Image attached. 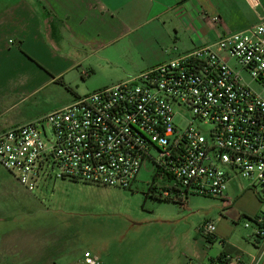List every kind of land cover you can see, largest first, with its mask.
Returning a JSON list of instances; mask_svg holds the SVG:
<instances>
[{
    "label": "built area",
    "instance_id": "1",
    "mask_svg": "<svg viewBox=\"0 0 264 264\" xmlns=\"http://www.w3.org/2000/svg\"><path fill=\"white\" fill-rule=\"evenodd\" d=\"M215 45L226 58L209 47L181 53L0 132V165L29 192L51 178L125 189L148 159L161 199H224L233 176L264 198V97L244 79L264 91V17ZM252 225L264 250V214L244 222ZM215 231L212 220L198 228ZM81 262L99 264L89 251Z\"/></svg>",
    "mask_w": 264,
    "mask_h": 264
},
{
    "label": "crops",
    "instance_id": "2",
    "mask_svg": "<svg viewBox=\"0 0 264 264\" xmlns=\"http://www.w3.org/2000/svg\"><path fill=\"white\" fill-rule=\"evenodd\" d=\"M263 17L264 0H0V132L46 115L30 116L37 96L64 93L62 108L181 53L209 47L226 58L216 41ZM100 72L108 75L106 83L90 86ZM0 171L1 204L23 186ZM250 185L229 179L225 198L218 199L222 214L215 216L214 238L198 232L183 264H217L221 253L230 254L228 264H264L254 225L246 238L237 234L241 218L264 214V198Z\"/></svg>",
    "mask_w": 264,
    "mask_h": 264
},
{
    "label": "rangeland",
    "instance_id": "3",
    "mask_svg": "<svg viewBox=\"0 0 264 264\" xmlns=\"http://www.w3.org/2000/svg\"><path fill=\"white\" fill-rule=\"evenodd\" d=\"M107 79L100 72L89 85ZM244 79L264 97L258 83ZM58 102L63 104L56 109L66 102L64 93L37 96L30 116L46 114ZM156 173L147 159L125 189L53 178L33 192L18 187L0 204V264H82L86 250L99 264L186 263V245L200 235V225L222 214L221 201L201 195H189L184 206L159 200L148 192L153 181L165 185ZM245 221L237 225L239 237L251 230Z\"/></svg>",
    "mask_w": 264,
    "mask_h": 264
},
{
    "label": "trees",
    "instance_id": "4",
    "mask_svg": "<svg viewBox=\"0 0 264 264\" xmlns=\"http://www.w3.org/2000/svg\"><path fill=\"white\" fill-rule=\"evenodd\" d=\"M68 89H70V88H68ZM148 192H151L152 196H154L155 198H157V199H159V200L161 199L160 197L156 196V195L151 191L150 186H149V190H148ZM175 203H177V202H175ZM207 238L212 239L211 236H207ZM222 254H224V253H221V255L218 256L217 260H219V259L221 258Z\"/></svg>",
    "mask_w": 264,
    "mask_h": 264
}]
</instances>
